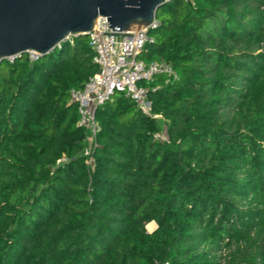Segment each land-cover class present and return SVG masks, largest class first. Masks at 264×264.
<instances>
[{
    "label": "trees",
    "instance_id": "1",
    "mask_svg": "<svg viewBox=\"0 0 264 264\" xmlns=\"http://www.w3.org/2000/svg\"><path fill=\"white\" fill-rule=\"evenodd\" d=\"M156 20L141 58L177 79L143 84L149 116L99 107L94 138L70 102L98 71L88 37L0 65V264H264V0Z\"/></svg>",
    "mask_w": 264,
    "mask_h": 264
},
{
    "label": "water",
    "instance_id": "2",
    "mask_svg": "<svg viewBox=\"0 0 264 264\" xmlns=\"http://www.w3.org/2000/svg\"><path fill=\"white\" fill-rule=\"evenodd\" d=\"M174 0H0V65L33 53L46 57L64 43L99 34V19L113 31L154 30L157 12ZM149 233V232H148Z\"/></svg>",
    "mask_w": 264,
    "mask_h": 264
},
{
    "label": "built area",
    "instance_id": "3",
    "mask_svg": "<svg viewBox=\"0 0 264 264\" xmlns=\"http://www.w3.org/2000/svg\"><path fill=\"white\" fill-rule=\"evenodd\" d=\"M170 1V0H167ZM189 3L192 0H183ZM108 20L101 18L97 24L99 34L93 31L89 36V45L94 51V63L98 71L89 82L79 90H72L70 102L78 108V126L94 138L99 130L96 121V111L107 102L121 93L145 115H151L152 105L148 97V90L144 83H151L159 76L177 79L173 69L162 62H147L140 59L145 52L147 43L153 40L149 37V29L137 33L113 31L108 27ZM158 22L154 25L156 29ZM31 62L39 57L33 53L28 54ZM11 58L8 61L13 62ZM156 88L152 89L155 92ZM155 118H160L155 116ZM157 139L165 141L161 135ZM89 150L86 151V155ZM90 163V162H89ZM153 264H170L169 262L155 261Z\"/></svg>",
    "mask_w": 264,
    "mask_h": 264
},
{
    "label": "bare ground",
    "instance_id": "4",
    "mask_svg": "<svg viewBox=\"0 0 264 264\" xmlns=\"http://www.w3.org/2000/svg\"><path fill=\"white\" fill-rule=\"evenodd\" d=\"M146 228L148 229V231H153V229L155 228V224L154 223H151V224H148L147 226H146Z\"/></svg>",
    "mask_w": 264,
    "mask_h": 264
},
{
    "label": "crops",
    "instance_id": "5",
    "mask_svg": "<svg viewBox=\"0 0 264 264\" xmlns=\"http://www.w3.org/2000/svg\"><path fill=\"white\" fill-rule=\"evenodd\" d=\"M151 223H154V224H155V228L153 229V231H152V232L150 231L149 233H153V232H154V231L157 229V227H158V226L156 225V223H155V222H151ZM151 223H149V224H151ZM146 229H147V228H146Z\"/></svg>",
    "mask_w": 264,
    "mask_h": 264
},
{
    "label": "rangeland",
    "instance_id": "6",
    "mask_svg": "<svg viewBox=\"0 0 264 264\" xmlns=\"http://www.w3.org/2000/svg\"><path fill=\"white\" fill-rule=\"evenodd\" d=\"M140 59H142V58H140ZM117 95H121V93H118ZM147 231H148V229H146ZM148 232H150V231H148Z\"/></svg>",
    "mask_w": 264,
    "mask_h": 264
}]
</instances>
